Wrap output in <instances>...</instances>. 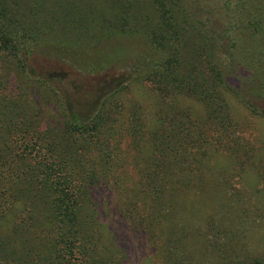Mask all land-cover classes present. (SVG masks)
Segmentation results:
<instances>
[{"label": "rangeland", "instance_id": "374dc122", "mask_svg": "<svg viewBox=\"0 0 264 264\" xmlns=\"http://www.w3.org/2000/svg\"><path fill=\"white\" fill-rule=\"evenodd\" d=\"M90 2L101 11L116 9V0ZM185 2L207 33L206 42L198 40L199 68L208 64V55L231 61L228 83L217 85L225 99L218 119L208 115L194 94L163 90L144 77L161 58L149 41L147 27L110 34L89 17L73 30L56 23L55 30L43 35L40 46L28 54V70L53 85L46 95L38 88L40 93L33 96L42 127L63 121L53 100L56 95L83 117L108 92L119 90V111L110 117L117 126V133L108 136L110 170L90 187L85 203L90 219L83 234L88 246L84 264H264V0ZM228 21L231 36L221 38ZM16 73L12 65L0 68L1 91L31 96L38 90L26 78L21 84ZM135 123H140L139 135L146 141L141 149L145 155H150L148 140L158 125L169 129L183 124L186 130L199 126L201 130L191 134L203 144L195 150L197 164L188 169L195 180L204 171V181L184 186L169 179L174 188L157 204L154 193L142 184L141 155L131 144L127 126ZM20 234L24 241L31 240L32 251L10 258L24 262L29 254L31 264L44 263L41 255L49 250L40 237Z\"/></svg>", "mask_w": 264, "mask_h": 264}, {"label": "trees", "instance_id": "16d2710c", "mask_svg": "<svg viewBox=\"0 0 264 264\" xmlns=\"http://www.w3.org/2000/svg\"><path fill=\"white\" fill-rule=\"evenodd\" d=\"M185 3L116 0L112 13L101 11L102 7L91 5L90 0H0V68L12 65L21 84H26V78L29 85L46 95L52 83L31 73L26 60L40 46L41 37L55 30L56 23L70 25L73 30L89 17L100 30L110 34L147 27L149 41L161 58L151 63L153 70L145 72L144 77L163 90L194 94L203 102L208 115L218 119L223 115L225 99L217 85L231 76V61L208 55V64L199 68V44L206 42L207 33L201 19L185 8ZM83 9H88L86 14H82ZM231 27L232 21H228L221 38L231 36ZM40 91L31 92V96H13L0 90V264H31L29 254L24 262L18 259L15 263L10 258L32 251L31 240L24 241L20 234L24 231L40 237L48 247L49 252L41 255L46 264H84L88 246L83 234L90 219L85 203L91 196L90 187H96L110 170L108 136L117 133L110 117L119 111V90L108 92L97 108L83 117L56 95L53 100L58 102L63 121L44 127L40 123L38 100L33 97ZM127 128L133 137L131 144L141 155L142 184L154 193L157 204L174 188L168 184L169 179L184 186L198 179L204 181V171L198 172L196 180L190 171L199 159L195 150L203 144L191 134L201 130L199 126L186 130L183 124L169 129L158 125L148 140L150 155L141 151L146 141L139 135L140 123Z\"/></svg>", "mask_w": 264, "mask_h": 264}]
</instances>
